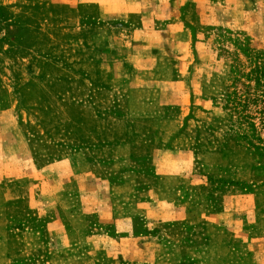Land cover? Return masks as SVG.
I'll list each match as a JSON object with an SVG mask.
<instances>
[{
	"label": "rangeland",
	"instance_id": "1",
	"mask_svg": "<svg viewBox=\"0 0 264 264\" xmlns=\"http://www.w3.org/2000/svg\"><path fill=\"white\" fill-rule=\"evenodd\" d=\"M0 264H264V0H0Z\"/></svg>",
	"mask_w": 264,
	"mask_h": 264
},
{
	"label": "crops",
	"instance_id": "2",
	"mask_svg": "<svg viewBox=\"0 0 264 264\" xmlns=\"http://www.w3.org/2000/svg\"><path fill=\"white\" fill-rule=\"evenodd\" d=\"M119 120L121 119L119 116L117 117ZM96 142H90L89 143V168L93 169V168H102V165L104 164V162L106 161V158H104L103 153H101V155H99L100 157H96L92 152L91 149L92 148H97V147H101L104 148L108 147L110 145V143L105 140V138L102 135H97L96 136ZM117 146H130V141H115L114 143ZM114 146V145H113ZM99 149V148H98ZM101 149V150H104ZM103 152V151H102ZM100 166V167H99ZM101 179H104L101 177ZM70 181H73L71 178H69ZM77 185L80 186V183L78 182Z\"/></svg>",
	"mask_w": 264,
	"mask_h": 264
}]
</instances>
